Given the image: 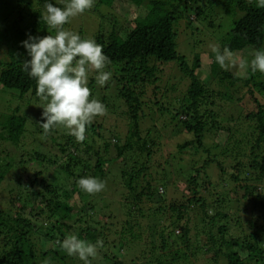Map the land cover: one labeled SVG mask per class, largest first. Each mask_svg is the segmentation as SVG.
<instances>
[{
  "label": "trees",
  "instance_id": "trees-1",
  "mask_svg": "<svg viewBox=\"0 0 264 264\" xmlns=\"http://www.w3.org/2000/svg\"><path fill=\"white\" fill-rule=\"evenodd\" d=\"M52 2L60 7L65 5L58 0ZM94 2L95 6L107 4L124 20L122 23L111 13L112 18L105 17L109 19L108 29H99L91 38L102 45L110 59L108 67L111 70L113 66L118 67L108 87L115 85V96L105 93L101 102L106 106V115L94 118L86 126L84 142L78 143L74 136L68 135L65 143L59 145L60 156L35 148L33 156L21 157L19 161L13 159L6 165L16 169V184L11 179L10 185H13L8 189L13 207L17 206L19 211L0 209V264H83L78 258L68 256L61 247L64 238L72 234L92 243L97 239L104 241V246L98 249H107V252L96 256L102 259L101 264H195L190 259L192 256L202 259L201 256L208 253L213 255L200 264H264V105L255 96V91L264 95L262 74L252 73L250 69L246 78L226 70L217 74L214 65L212 75H219L222 84L249 87L258 111H251L245 120L254 124L250 127L251 133L243 138L236 135V130L230 136V139L235 138L236 156L243 158H235L229 168L218 160V155H209L203 163L186 160L188 194L184 193L182 200L168 208L164 206L165 195L161 188L171 180L167 168L172 164L169 159L164 163L157 159L160 129L150 128L144 135L141 129V120L146 117L141 95L158 81L157 63L181 62V69L187 73L191 84L172 119L183 121L185 130L194 138L177 147L180 154L204 148L205 136L215 129L221 130L217 120L215 124L209 123L219 115L212 107L218 101L196 73L201 66L199 55L191 68L187 57L178 52L179 31H188V26L194 29L196 21L190 18L193 13L212 30L214 22L204 19L205 11L221 12L235 16L229 37L221 42L223 48L227 46L233 53H241L248 47L264 49V9L257 8L255 0ZM0 4L4 10L0 11V87L21 99L32 93L36 103L42 102L36 96L35 79L24 70L23 63L29 57L21 42L27 39V34L46 36L51 30L42 19L45 0H39L38 4L29 0H0ZM219 8L222 11H218ZM122 28L125 36L121 34ZM79 33L82 34V30ZM95 82L93 77L92 84ZM226 96L231 97V94L226 93ZM114 98L120 100L119 106ZM156 105L160 111H170L163 101H157ZM17 111L19 107L12 115L1 114L0 146L20 147L27 135L28 117L17 115ZM113 113L120 116L115 119L118 123L107 128L106 119ZM40 129L38 132L44 139L46 136ZM32 142L42 146L36 138ZM81 144H85L86 149L83 150ZM112 146L122 160L107 157ZM81 152L95 156L93 167L91 160L82 157ZM227 153L228 150H224L220 156ZM63 154L67 156L65 162H61L65 159ZM37 159L42 165L31 174L29 168ZM112 160L117 171L113 179L106 170ZM155 165L160 169L154 170ZM212 165L219 168L217 181L211 180L207 171ZM52 166L53 176L48 179ZM4 172L0 171V183L5 180ZM25 176H28L27 181H24ZM82 176L99 177L108 182L114 194H122L123 200L116 203L119 209L129 217H147L148 226L128 220L121 230L114 231L112 218L115 215L101 209L96 194H86L79 188L76 181ZM75 193L80 195L76 208L81 213L76 218L71 214L77 202ZM235 206L237 211L232 212ZM97 208L104 212L99 220ZM146 211L152 215L148 216ZM38 217L44 218L45 227H34L33 222ZM231 224L237 227L233 232ZM96 257L90 258L91 264H98Z\"/></svg>",
  "mask_w": 264,
  "mask_h": 264
},
{
  "label": "rangeland",
  "instance_id": "rangeland-1",
  "mask_svg": "<svg viewBox=\"0 0 264 264\" xmlns=\"http://www.w3.org/2000/svg\"><path fill=\"white\" fill-rule=\"evenodd\" d=\"M29 1H32L34 4H38L39 2V0ZM58 1L66 4V0ZM201 3L204 4L205 1H202ZM224 5L225 4L223 3L221 5V8H223ZM94 6L95 2L93 3L91 9L86 10L82 15L71 18L70 22L67 25H64V27L78 33L82 30L81 35L85 38L90 39L92 38L93 34H95L99 29H102L104 27L108 29L109 19H105V17L112 18L110 14L115 12L107 4H99L96 5L95 8ZM221 8H219L218 11H222ZM1 9L2 6L0 4V11ZM3 11L4 10L2 9L1 13ZM115 14L119 17L120 21L124 23V20H122L123 18H121L117 13ZM190 18L192 19V22L196 21V23L194 24L195 27L194 29H192V27L188 26V31H179L177 39V50L181 55H185L187 57L188 64L191 68L194 66L196 57L199 55L201 66L196 69V73L202 80V82L211 89V93L214 95L213 97H216L218 101L217 104L212 107L216 112L219 113V115H215L214 118H211L209 120V123L211 125L215 124V120H217L218 126L221 128V130L217 131V129H215L205 136L204 148L198 151H196V149L186 153L184 152L183 154L179 153L177 145L182 142L184 143L187 140H191L192 138H194V136L185 130V124L183 121H180V119L178 122L174 121L172 119V115L176 111L175 109L180 107L179 105L183 103L186 92L188 91L191 84V80L187 73H185L181 69V62L172 61L167 63H157L159 70L158 81H156L153 86H150L148 88L146 94L144 93L141 95V99L145 102L143 109L146 113V117L141 120V129L143 135L146 134V132L150 128L152 129L154 127H158L160 129L161 136L159 139L161 141V145L159 146L160 152L157 156V159L163 163L166 159H169V162H171L172 164V166L169 165V167L167 168L171 180L170 182H167V188H161V192L165 195L164 206L166 208H168L170 204H176L177 201L182 200L184 198V193L186 195L188 194L187 186L189 184L187 181V176L189 175L186 170V160H199L200 163H203V160L206 159L209 155H218V160L220 159L223 165L229 168L233 163H235L233 162L235 158H237V160L243 158L242 156H236V151L234 150L237 149L234 144L235 138L230 139V136H233L235 130L236 135L240 138H243L246 134H250V127L252 128L254 123L252 121L248 123V121L245 120L246 116L251 111H258L256 106L254 105L252 95L251 93H249L250 89L248 86H241V84L236 86H227L228 84L224 85L219 81V75L218 77H213L212 75L214 65L217 68V74L218 71L221 72L222 70H226L243 78H246L249 75L248 69L238 67H230L228 69L221 68L215 60V53L212 52L210 47V45L215 44L219 46L221 51L223 50L221 42L227 40V38L229 37L230 31L234 27V22H232V20L235 18V16H229L221 12L215 13L211 12V10L205 11L204 19L208 18L214 22L215 26L212 27V30L211 28L207 27L205 22L197 20L196 14H190ZM127 26L128 23H125L124 27ZM228 33L229 35L227 36ZM49 34L55 35V31L51 29L47 35ZM121 34L124 36L126 35V31L124 30V28H122ZM255 50L256 49L248 47L241 53H234L237 63H240L245 59L250 60L252 58V53ZM116 69L118 70V67L113 66V70H111V68L109 67L107 70H110L112 74H115L117 71ZM95 75V70H91L88 76V86L91 90V94L94 93V98L101 101L105 93H108L110 96L114 97L116 89L115 85L108 88L109 82H107V84L103 87L98 85L96 82L92 84V80ZM260 79L264 80V74H262ZM155 87L158 88L156 92H154ZM226 93L231 94V97H227L228 95L226 96ZM255 96L260 100L261 104L264 105V95L255 91ZM165 98H168L172 103H167ZM114 99H116V105L119 106L120 100L117 98ZM157 101H163V105L169 107L168 109H170V111H160L158 105H156ZM38 105L42 107L43 102L39 101V103H36L35 99L32 97V93H28L23 99H21L18 97V95L9 92L8 90H3L0 87V133L2 132L1 114L12 115L13 111L17 107H19V111H17L16 114L27 116L29 121L27 135L24 137L23 142H21L20 147H15L11 144L0 146V171H5L4 173L6 180H4L3 183H0V209L8 210L13 208L14 212L19 211V208L17 206L13 207V203L10 201V193L8 187L10 188L13 185H10V182L11 179L14 180L16 178L17 173L16 169L13 168V166H6L9 162H11L13 159L19 161L21 157L24 158L25 156H33L35 148L46 153L48 152L49 154L52 152L53 154L57 153L59 156L62 155V150L59 145L65 143V141L67 140V136L69 135L68 130L63 126H57L47 135L43 133L46 137L42 139L39 134L40 132L38 131L41 130L39 123L42 122L41 111L43 108H41L40 106L38 107ZM113 114L114 115H111L109 119H106L105 126L107 128H113L118 123L115 119H118L120 116H117V114L115 113ZM181 118L183 120L186 119L185 116H182ZM112 136L111 142H114V138H112ZM33 138H36L38 143H40L42 146L38 147L36 144H34L32 142ZM105 139L109 140V138ZM100 140L102 139L99 138V141ZM102 142L103 141H101V144H103ZM81 146L83 150L86 149L85 144H81ZM70 149H72V151L75 150L74 147ZM206 149H208L209 151H206ZM224 150H228V153L226 154V156H220L222 154V151ZM105 155H107V152L105 153ZM81 156L87 160H91L90 166L93 167L96 159L94 155H91L88 152H81ZM110 156L112 159L115 158L119 161L122 160L121 157H118L117 151L113 146L111 147L110 154L107 157ZM62 157H64L65 159L62 158L61 162H65L67 156L63 154ZM114 160H112L111 163L108 162V164L106 165V170L110 173V178L112 179L116 176L117 173L115 168L112 166ZM41 165L42 161L40 159H37L32 167L29 168V172L31 174L34 173L36 169L39 170V167H41ZM52 167L53 168H51L49 171L50 175L47 176L48 179L53 176L54 166ZM157 169L160 168L158 165H155L154 170ZM207 171L212 177L211 180H218L219 168L217 166L212 165L211 167H208ZM27 180L28 176H25L24 181ZM105 185V188L101 192L96 193V201L100 205L101 209H104V212H107L109 214L112 213L113 215H115V217L112 218L114 223L112 225V229L114 231L121 230L122 226L126 224V221L128 220H130L133 224H142L144 227L148 226L149 221L147 217L136 219L133 217H129V215H126L122 210H120L118 204L116 203L123 200L122 194H114L112 190L113 187L108 182H106ZM220 190H222V188H219V191ZM230 196L233 199H235L236 197L234 194ZM75 200L77 201L74 204L75 209L71 213L74 218L81 214L76 208L78 203L80 202L79 193H75ZM235 211H237L236 206L232 210V212ZM96 213V217L98 218V220L102 218L100 215H102L103 213L100 211V209L97 208ZM147 215H152V212H147ZM246 218L247 216L244 217V220H246ZM102 222L104 221L102 220ZM33 223L34 227H36L37 229L39 227H45L44 218L38 217ZM229 227L232 232L237 228L235 224H231ZM104 252H107V249H98L97 256H100ZM212 255L213 253H208L207 255H202V259H196V257L194 256H192L190 259L191 261H194L195 264H198L199 262L203 263L206 257L208 258ZM96 260L98 261V264L102 263V259H100V257H96Z\"/></svg>",
  "mask_w": 264,
  "mask_h": 264
},
{
  "label": "clouds",
  "instance_id": "clouds-1",
  "mask_svg": "<svg viewBox=\"0 0 264 264\" xmlns=\"http://www.w3.org/2000/svg\"><path fill=\"white\" fill-rule=\"evenodd\" d=\"M94 0H67L60 7L52 0H45L42 19L55 35L33 36L21 42L29 59L23 63L24 70L36 81V96L43 102L42 121L39 123L47 135L57 126H63L76 141L86 140V126L94 118L106 115V106L100 100L91 98L88 76L95 70V81L101 87L112 77L108 69L109 57L102 45L93 38H85L80 33L66 29L70 18L82 15L92 8ZM257 8L264 9V0H255ZM215 60L221 68L238 67L250 69L252 73L264 74V49H257L250 60L237 63L235 54L225 46L210 45ZM76 183L86 194L93 195L105 188V182L94 176H82ZM104 246L102 239L95 243L80 239L72 234L64 238L62 249L70 257H76L83 264H91L97 256L98 248ZM47 264V262H46Z\"/></svg>",
  "mask_w": 264,
  "mask_h": 264
}]
</instances>
